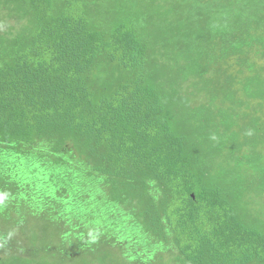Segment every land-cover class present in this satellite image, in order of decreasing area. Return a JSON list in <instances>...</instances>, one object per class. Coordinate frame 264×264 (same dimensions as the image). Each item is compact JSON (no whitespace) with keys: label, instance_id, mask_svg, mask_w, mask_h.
<instances>
[{"label":"trees","instance_id":"trees-1","mask_svg":"<svg viewBox=\"0 0 264 264\" xmlns=\"http://www.w3.org/2000/svg\"><path fill=\"white\" fill-rule=\"evenodd\" d=\"M6 176L113 242L0 264H264V0H0Z\"/></svg>","mask_w":264,"mask_h":264},{"label":"rangeland","instance_id":"rangeland-1","mask_svg":"<svg viewBox=\"0 0 264 264\" xmlns=\"http://www.w3.org/2000/svg\"><path fill=\"white\" fill-rule=\"evenodd\" d=\"M11 192V193H10ZM9 193L10 196L13 194L12 190L9 188V176L0 178V251L9 252V223H14L16 225L21 224L25 233L30 226H36L40 228L42 232L49 229L55 228L57 231L65 230L62 234L65 240L64 242H55L57 245L70 251L69 245L71 240L76 241L80 247L84 250H90L96 252L101 246H110L113 242L112 236L109 232H105L99 227H91L89 223L78 221L72 225H65L62 209L60 206L54 202L49 204V206L44 202H39L32 198L31 195L27 194L26 197L21 196L20 201H18L19 207L22 209V214L16 213V208L9 204ZM20 216H23L21 218ZM75 225L81 227V231L74 233L73 231H68ZM14 226L11 229L13 231ZM13 239V237H11ZM26 241V240H25ZM34 250L29 244H23L19 246L16 251H32Z\"/></svg>","mask_w":264,"mask_h":264}]
</instances>
